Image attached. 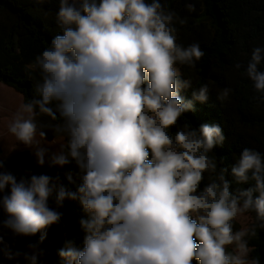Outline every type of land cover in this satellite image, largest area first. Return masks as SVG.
<instances>
[{
    "label": "clouds",
    "instance_id": "clouds-1",
    "mask_svg": "<svg viewBox=\"0 0 264 264\" xmlns=\"http://www.w3.org/2000/svg\"><path fill=\"white\" fill-rule=\"evenodd\" d=\"M56 23L60 32L26 66L39 80L7 131L41 166L46 156L49 167L74 162L80 183L72 190L59 174L17 180L0 172L3 227L40 233L30 252L5 256L43 264L40 244L70 200L83 213V235L80 245L65 240L61 264H261L250 241L264 229V153L244 148L225 164L214 152L226 139L219 123L179 122L210 93L202 84L191 99L182 95L192 81L178 65L195 68L205 55L198 43H177L176 24L186 18L161 0H59ZM262 61L264 48L255 47L245 72L264 94ZM46 143L59 150L49 156ZM65 178L76 183L71 171ZM252 213L251 223L234 227Z\"/></svg>",
    "mask_w": 264,
    "mask_h": 264
},
{
    "label": "trees",
    "instance_id": "trees-1",
    "mask_svg": "<svg viewBox=\"0 0 264 264\" xmlns=\"http://www.w3.org/2000/svg\"><path fill=\"white\" fill-rule=\"evenodd\" d=\"M166 6L184 19V25L176 24L179 29L177 43L187 47L198 43L205 52L195 68L178 65L183 78L191 79L192 87L183 92L191 99V92L202 84L210 88L207 104L196 102L195 111L185 113L180 123H191L199 127L203 123H219L226 137L222 146L214 152L224 158L225 164H232L244 148H252L264 153V94L255 91L246 75V67L255 47L264 48V0H161ZM195 5V11L189 12L186 4ZM59 0H0V83L14 89L23 96L25 102L33 92L38 73H29L26 66L37 55L50 46L52 38L60 32L56 23ZM241 67L237 69L236 64ZM264 71V61L258 66ZM224 88H231L228 99H218ZM46 120V117H41ZM172 132L175 129H171ZM48 137L53 138L49 133ZM4 151L0 145V172H10L17 180L30 178L31 175L47 174L55 177L59 174L61 182L75 190L80 183L78 169L74 162L60 167L43 166L30 150H21L1 160ZM73 173L75 184H69L65 173ZM228 179H232L228 176ZM237 185L233 183L235 189ZM243 187H246L244 185ZM49 204L55 208L54 200ZM58 211L63 213L61 223L47 229V236L40 247L45 257L55 264H61L58 251L66 239L75 238L81 244L82 232L79 219L83 215L78 202L66 200ZM254 218V213H252ZM0 209V264H28L23 255L8 259L5 251L12 253L30 252L28 245L39 240L36 236H17L3 227L5 219ZM236 229L240 228L234 222ZM255 251L252 256L259 257L264 264V229H258L256 238L250 241Z\"/></svg>",
    "mask_w": 264,
    "mask_h": 264
},
{
    "label": "rangeland",
    "instance_id": "rangeland-1",
    "mask_svg": "<svg viewBox=\"0 0 264 264\" xmlns=\"http://www.w3.org/2000/svg\"><path fill=\"white\" fill-rule=\"evenodd\" d=\"M21 102H24L21 94L0 83V145L4 150L3 155L5 157L21 150H30L35 156V150L33 148L26 147L22 143L17 142L7 131V125ZM47 140L50 142L53 138L47 136ZM43 146L48 148L49 156L59 150L58 144L50 145L46 143ZM45 160V164H48V156H46ZM252 219L253 215L248 214L245 217H241L238 223L241 227L242 225L251 223Z\"/></svg>",
    "mask_w": 264,
    "mask_h": 264
},
{
    "label": "crops",
    "instance_id": "crops-1",
    "mask_svg": "<svg viewBox=\"0 0 264 264\" xmlns=\"http://www.w3.org/2000/svg\"><path fill=\"white\" fill-rule=\"evenodd\" d=\"M4 151V150H3ZM7 157V156H6ZM4 155L1 157V160L6 158ZM41 261L43 262V264H55L52 263L51 261H49L45 256L41 257Z\"/></svg>",
    "mask_w": 264,
    "mask_h": 264
}]
</instances>
